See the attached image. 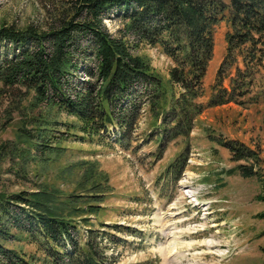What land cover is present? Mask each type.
Masks as SVG:
<instances>
[{"label":"rangeland","instance_id":"1","mask_svg":"<svg viewBox=\"0 0 264 264\" xmlns=\"http://www.w3.org/2000/svg\"><path fill=\"white\" fill-rule=\"evenodd\" d=\"M45 17L41 0H0V26L25 28ZM125 22L113 14L103 21L114 35ZM229 29L225 19L214 26L203 90L195 99L201 111L184 133L182 126L170 131L180 117L182 92L170 81L174 60L148 42L135 53L161 81L160 88L151 83L142 97L157 103L152 112L150 102L142 105L125 138L116 125L92 135L83 132L75 117L36 102L31 89L0 84V193H38L57 208L62 202L93 205L90 213L73 216L70 231L78 248L74 257L91 251L98 264H264V216H259L264 212L259 197L264 198V101L208 106ZM8 53L12 45L0 42V60ZM85 71L79 79L88 77ZM261 82L260 75L255 84ZM32 116L66 124L49 131L51 147L36 149L19 136L23 126L33 135L40 131L39 124L32 127ZM158 128L167 130L164 141ZM227 139L257 151L255 174L240 173L237 166L253 167L254 161L232 160L217 141ZM35 232L12 227L2 245L25 262L51 264L50 244ZM65 247L73 250L68 241Z\"/></svg>","mask_w":264,"mask_h":264},{"label":"trees","instance_id":"2","mask_svg":"<svg viewBox=\"0 0 264 264\" xmlns=\"http://www.w3.org/2000/svg\"><path fill=\"white\" fill-rule=\"evenodd\" d=\"M41 1L46 13L44 22L25 28L15 24L0 26V42L12 45V55L8 53L0 60V84L31 89L36 102L75 117L83 132L92 135L108 125H116L125 138L144 103L150 102V111H154L156 99L142 97L151 83L160 88L161 81L135 53L141 42L159 45L174 60L170 81L182 92L177 103L180 117L170 131L182 126L180 132H187L201 111L195 99L203 90L214 26L223 19L230 29L208 106L264 101V0ZM111 14L126 21L118 35L104 26V19ZM85 63L93 66L88 68ZM83 69L88 77L79 79L78 73ZM260 75L262 82L257 85L255 81ZM226 76L228 86H223ZM153 115L162 119L164 113L155 111ZM30 123L33 128L39 124L40 131L33 135L23 126L19 136L36 149L51 147L53 135L49 131L61 124L66 126L33 116ZM157 130L164 141L166 128ZM217 141L229 150L232 160H253V167L242 164L237 168L243 175L255 174L253 169L260 161L255 149L237 139ZM39 196L0 193V264H32L2 245L12 236V227L43 235L50 244L46 255L51 264H98L91 251L74 257L78 248L70 231L75 229L73 216L90 213L94 206L83 208L62 202L63 206L57 208ZM259 197L264 201L263 196ZM259 216H264V212ZM62 241H68L73 250L68 252L64 242L60 244Z\"/></svg>","mask_w":264,"mask_h":264}]
</instances>
